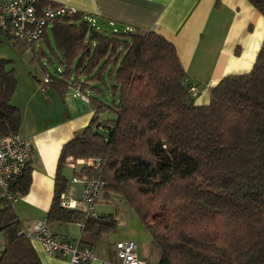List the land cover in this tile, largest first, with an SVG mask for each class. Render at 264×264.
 Segmentation results:
<instances>
[{"label":"trees","instance_id":"1","mask_svg":"<svg viewBox=\"0 0 264 264\" xmlns=\"http://www.w3.org/2000/svg\"><path fill=\"white\" fill-rule=\"evenodd\" d=\"M247 1L264 15V0ZM46 3L54 4L37 1ZM49 22L52 38L46 29L30 62L58 67L46 83L61 96L77 87L92 115L60 149L47 223L82 221L78 244L89 249L115 227L112 214L86 218L59 204L65 163L96 157L98 167L79 165L73 176L126 196L158 253L154 264H264V41L247 73L223 77L195 105L176 48L158 31L108 34L78 11ZM10 64L0 57V135L21 125ZM30 183L27 160L10 192L21 196ZM23 228L0 197V264H42Z\"/></svg>","mask_w":264,"mask_h":264},{"label":"crops","instance_id":"2","mask_svg":"<svg viewBox=\"0 0 264 264\" xmlns=\"http://www.w3.org/2000/svg\"><path fill=\"white\" fill-rule=\"evenodd\" d=\"M2 1L9 0H0ZM42 1L71 6L99 28H136L161 33L175 46L183 69L190 81L199 88L197 96L193 98L195 105L207 104L210 89L223 77L247 73L264 41V15L247 0ZM7 41L18 46L17 51L21 53L29 50L31 55L28 60L32 65L30 59L33 49L36 52L41 46L40 42L27 48L24 43L14 42L0 32V57L11 60L9 67L15 71V53L7 47ZM56 68L59 73L60 69ZM40 69L43 70L41 67ZM29 72L32 77L28 76L27 84L23 87L17 84L11 96V103L21 111L19 133L32 144L28 159L31 165L29 189L12 203L24 228L47 216L53 198L60 149L89 122L92 115V108L82 98L77 87H69L61 96L54 87L45 83V89L40 93L38 87L42 86L39 85L42 80L35 67L32 66ZM46 87L48 93L45 92ZM69 163L70 159L61 169L65 177L67 168L71 172L74 170ZM69 181L65 193L72 190L70 197L78 200L82 185ZM97 207L98 203L95 209ZM96 213L99 215L97 210ZM49 226L63 240L76 241L83 237L81 228L75 221ZM123 239L134 241L131 236L111 239L102 235L91 247L95 259L85 264H109L115 256L114 243ZM31 243L42 264H69L68 255L53 257L43 250L38 241L31 240ZM150 246V239L145 246H138L136 243L137 254L146 264H154L158 259V253Z\"/></svg>","mask_w":264,"mask_h":264},{"label":"built area","instance_id":"3","mask_svg":"<svg viewBox=\"0 0 264 264\" xmlns=\"http://www.w3.org/2000/svg\"><path fill=\"white\" fill-rule=\"evenodd\" d=\"M38 0H9L0 2V26L8 28L12 38L24 43L27 48L39 42L45 30L49 27L50 20L71 15L77 10L66 4H50L39 6ZM88 21H91L88 19ZM92 22V21H91ZM47 74L43 76L42 83L47 82ZM41 90L43 87L41 86ZM199 88L195 83L188 86L189 95L197 96ZM83 99L86 100L84 96ZM32 151L31 141L20 133L0 135V197L13 203L15 195L10 192L11 180L19 175L30 157ZM100 160L96 157L79 158L71 161L69 166L73 169L79 165L98 167ZM73 183L82 185L80 198L74 200L70 197L72 190L61 193L59 204L67 209H75L82 212L88 218L96 213L95 207L102 189V182L98 178H86L73 176ZM82 225V221H77ZM25 236L30 240L38 241L43 250L50 256L57 257L68 255L69 264H85L95 259L93 251L87 247H81L76 241H68L58 238L47 223L46 217L38 219L32 226L23 228ZM115 256L109 264H146L136 251V243L133 240H118L114 243Z\"/></svg>","mask_w":264,"mask_h":264},{"label":"rangeland","instance_id":"4","mask_svg":"<svg viewBox=\"0 0 264 264\" xmlns=\"http://www.w3.org/2000/svg\"><path fill=\"white\" fill-rule=\"evenodd\" d=\"M101 31H105V33L109 34L110 32H112V28L102 27ZM48 34H49V37L52 38L50 28H48ZM7 47L12 49V53H15L13 56H14V63L16 67L17 84L19 86H22V87L25 86L27 84L28 78L32 77V74H30L29 72L32 66L35 67L38 77H40V79L42 80L45 74H43L44 73L43 70L41 71L40 64L37 62L32 63V65L29 64L28 59L31 55L29 50H26L25 53H21L17 51L18 46L14 45L12 42H8ZM42 62L46 64V67H47L46 72L52 73L53 67L47 63V60L43 59ZM40 83L39 85H42L43 90H44L45 85H43L42 82ZM40 88L41 87L39 86L38 89L39 91H41L40 93H42L43 90H41ZM47 88L48 87H46V89ZM45 92L48 93L49 92L48 89ZM106 98L108 100L109 96H107ZM78 169H80V166H78ZM66 170H67V175H66L67 179L71 181V178L73 177V171L71 172L69 168H67ZM76 185L77 184H75V187ZM132 193H133V198H134L136 195L131 189L129 193L130 196L132 195ZM134 201H137V199ZM97 208L95 209V211L97 210L99 214H112L114 219L116 220L115 227L112 230L105 233L104 235L111 237V239H114L115 237H118V238L120 237V239H122V237L124 236H131L134 239V241H136L138 246L139 245L145 246V244L148 243L150 239L149 232L147 231L146 227L139 219L133 207L129 204L126 196L118 194V193H110V192L108 194L107 193L105 194L101 191ZM123 240H127V239H123ZM143 242H146V243H143ZM150 247L151 249L153 248L152 246ZM1 249H2V245L0 246V250Z\"/></svg>","mask_w":264,"mask_h":264},{"label":"water","instance_id":"5","mask_svg":"<svg viewBox=\"0 0 264 264\" xmlns=\"http://www.w3.org/2000/svg\"><path fill=\"white\" fill-rule=\"evenodd\" d=\"M53 70H54V72L58 73V70H57V68H56V67H54V69H53Z\"/></svg>","mask_w":264,"mask_h":264}]
</instances>
